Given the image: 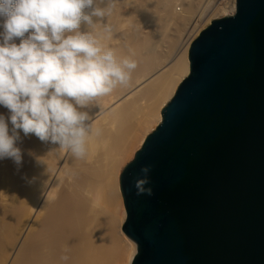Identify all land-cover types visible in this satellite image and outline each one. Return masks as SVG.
<instances>
[{
	"label": "water",
	"instance_id": "water-1",
	"mask_svg": "<svg viewBox=\"0 0 264 264\" xmlns=\"http://www.w3.org/2000/svg\"><path fill=\"white\" fill-rule=\"evenodd\" d=\"M189 63L121 173L131 264H264V0L213 20Z\"/></svg>",
	"mask_w": 264,
	"mask_h": 264
},
{
	"label": "bare ground",
	"instance_id": "bare-ground-1",
	"mask_svg": "<svg viewBox=\"0 0 264 264\" xmlns=\"http://www.w3.org/2000/svg\"><path fill=\"white\" fill-rule=\"evenodd\" d=\"M210 2L118 0L112 15L99 21L113 28L103 43L118 58L136 60L137 68L127 86L82 109L90 117L86 123L99 130L88 139L83 159L16 130L21 163L0 159V264L132 263L137 252L123 231L126 217L118 214L120 164L135 136L189 75L192 42L213 16L224 13H210ZM176 3L183 5L179 12ZM3 20L0 17V25ZM80 30L90 28L82 23ZM13 42L18 45L20 39ZM0 115L12 135L9 110L0 105ZM157 117L159 124L162 117ZM62 255L69 259L61 260Z\"/></svg>",
	"mask_w": 264,
	"mask_h": 264
},
{
	"label": "clouds",
	"instance_id": "clouds-1",
	"mask_svg": "<svg viewBox=\"0 0 264 264\" xmlns=\"http://www.w3.org/2000/svg\"><path fill=\"white\" fill-rule=\"evenodd\" d=\"M0 0V105L10 112L13 134L0 115V159L22 161L19 133L58 144L75 158L87 154V141L99 135L87 108L97 98L127 86L136 60L118 58L103 43L118 0ZM88 10V11H86ZM96 18V22H94ZM90 31L82 32L81 24ZM101 30L96 31V25ZM20 39L17 45L13 41ZM142 171L147 172L144 168ZM61 260L67 261L68 255Z\"/></svg>",
	"mask_w": 264,
	"mask_h": 264
},
{
	"label": "rangeland",
	"instance_id": "rangeland-1",
	"mask_svg": "<svg viewBox=\"0 0 264 264\" xmlns=\"http://www.w3.org/2000/svg\"><path fill=\"white\" fill-rule=\"evenodd\" d=\"M182 2V1H181ZM177 4V3H176ZM180 4V3H178ZM176 5V8H177V12H179L180 9H182L183 5ZM162 111V110H161ZM161 111H160V115H161ZM159 114L156 115V117H154L151 121V123L149 124V126H147L143 131H139V133L141 135H138V136H135L136 138H134L133 140V145L131 144L132 147H130L129 149V152L127 153V155H125L123 158H122V161H121V164H120V170H119V182H120V176H121V173L122 171L124 170V168L135 158V155L136 153L140 150V148L142 147V144L144 142V140L146 139V137L152 132V130H155L157 128V126L159 124H157V119L159 116ZM162 117V115H161ZM153 123V124H152ZM151 127V128H150ZM122 194V193H121ZM119 209H118V214L121 218H124L126 217V209H125V206H124V200H123V196H122V199L121 201H119ZM118 216V217H119ZM125 234V233H124ZM126 235V234H125ZM127 236V235H126ZM128 237V236H127ZM129 238V237H128Z\"/></svg>",
	"mask_w": 264,
	"mask_h": 264
},
{
	"label": "built area",
	"instance_id": "built-area-1",
	"mask_svg": "<svg viewBox=\"0 0 264 264\" xmlns=\"http://www.w3.org/2000/svg\"><path fill=\"white\" fill-rule=\"evenodd\" d=\"M237 0H211L209 11L210 13L224 12L222 15L213 16L211 22L216 19H220L226 16H231L236 12Z\"/></svg>",
	"mask_w": 264,
	"mask_h": 264
}]
</instances>
